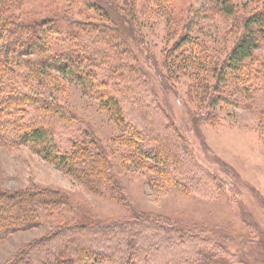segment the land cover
Masks as SVG:
<instances>
[{"label":"rangeland","instance_id":"rangeland-1","mask_svg":"<svg viewBox=\"0 0 264 264\" xmlns=\"http://www.w3.org/2000/svg\"><path fill=\"white\" fill-rule=\"evenodd\" d=\"M91 1L98 10H86L84 1L74 6L71 13L61 10V14L68 13L76 21L104 27L106 31V36L81 34L95 69L87 84L84 79L77 81L72 75L51 71L41 76L38 87L29 76L24 78L28 69L37 68L32 61L35 56L29 58L28 69L15 68L3 83L60 104L62 117L42 121L49 125L61 153L72 154L70 158L80 161L83 145L90 149L96 145L105 156L111 182L116 183L91 186L75 164L59 168L35 153L30 145H0V192L49 189L66 194L74 205L71 212L60 210L38 226L1 239L0 264L10 263L32 242L57 230L58 225L72 226L76 212L88 222L98 223L121 220L131 211L160 218L196 235L202 241L197 247L207 251L215 264H264V123L254 106L245 108L242 98L236 95H232V100L239 98V103L221 102V109L205 117L207 98L201 102L205 94L198 86L200 80L210 88L215 86L209 60L215 53H220V61L224 60L235 38L243 32L245 19L260 11L264 0H232L236 16L233 19L221 15L216 6L219 0ZM40 2H30V9L46 13ZM112 23L123 41L111 39L113 35L106 28H111ZM184 36L190 44L181 45L179 53L172 54ZM77 39L81 41L80 35ZM60 40L53 38L51 50L64 47ZM262 43L254 60L246 64V72L251 75L260 69L261 78L250 89L253 101L264 106ZM114 46H119L118 51ZM107 52L118 58L115 67ZM202 55L206 56L203 60ZM182 57L188 58L185 64ZM194 58L199 59L198 72L192 67ZM89 81L95 85L103 83L102 88L95 89ZM236 86L243 90L242 82ZM228 88L231 93V83ZM211 94L214 93L210 91ZM132 95H145L152 108L161 109L171 125V136L173 129L174 136H181L185 142L187 158L183 160L189 161L185 173L202 180L185 182L187 188H182L162 182L153 168H138L132 163L133 149L127 145L136 139L101 104L108 97L120 100L125 115L134 119L139 116L130 107ZM158 124L156 115L154 125ZM90 142L94 144L89 145ZM84 166L91 171L86 160ZM70 168L73 172L68 174ZM90 176L88 173L85 177L90 180ZM187 248L188 243L174 245L172 257L164 262L171 259L172 264H186V259H194L199 264L193 248Z\"/></svg>","mask_w":264,"mask_h":264},{"label":"trees","instance_id":"trees-1","mask_svg":"<svg viewBox=\"0 0 264 264\" xmlns=\"http://www.w3.org/2000/svg\"><path fill=\"white\" fill-rule=\"evenodd\" d=\"M32 1L35 0H0V145L9 148L30 145L35 153L56 167H71L75 164L78 173L91 186L92 183L96 186L106 184L114 186L116 181L111 182V177L107 174L109 170L104 163L105 156L98 147L96 149V145H93L92 149L83 145L84 150L80 154L83 159L80 161L70 158L72 154L67 156L61 153L57 147L58 143L49 131V125L46 123L44 125L42 120L54 121L55 116L62 117L63 110L60 104L52 103L43 97L40 99L20 88L3 83L4 79L14 74L15 68L22 66L28 69L29 58L32 56L36 58L32 61H35L37 68L28 69L24 73V78L29 76L28 79L31 82L35 80L38 87L41 76L51 71L72 75L77 81L84 79V84H87V79L91 78L95 71L92 66V56L87 53L81 34L88 32L91 36L99 33L100 36H106L104 27L100 29L96 25L87 26L85 22L72 19L68 13L61 14V10H68L71 13L72 8L81 5L82 1H84L82 6L86 10L99 8L93 7L91 0H38L41 1L46 12L41 14L39 10L30 9L29 3ZM216 6L224 18L236 17L232 0H219ZM106 30L110 36L113 35L111 39H114V42L123 41L115 24L112 23L111 28ZM79 35L81 41L77 39ZM53 38L61 39V45L64 47L60 48L59 45L58 49L51 50ZM189 42L188 37H182L177 42L179 46L174 47L172 54L179 53L181 45L187 46ZM262 42H264V2L260 11L254 12L245 19L243 32L235 38L224 60L218 59L220 53H215V56L209 60L215 86L210 88L207 83L202 84L203 80L198 83L201 94H205L201 102L207 98V107L204 108L207 112L205 117H209L216 109H221L222 103L228 102L232 105L235 101L239 103V98L235 97L232 100V95H236L242 98L245 108L254 106V112L264 123V106L253 101V93L250 89V85L257 78H261V71L255 69L251 75L246 72V64L254 60L255 53L263 47ZM102 43L106 44L104 41ZM118 45L121 46L120 43ZM119 46L113 48L118 51ZM107 53L111 56L109 52ZM113 56L116 55L111 56L115 67L118 58ZM205 58L206 56L202 60ZM181 60L185 64L188 58L182 57ZM193 60L195 61L192 67L198 72L199 59ZM239 82H242L243 90L236 86ZM230 83L231 93L228 88ZM89 84L98 89L102 88L103 83L95 85L89 81ZM210 91L214 94L209 95ZM144 93L146 94L145 91ZM98 94L104 98L103 93ZM148 99L150 98L145 95H132L129 100L130 107L135 108L133 110L135 116H139L134 119L130 115H125L120 100L108 97L101 103L116 123L123 129H128L129 135L136 139L127 145L133 149L132 163L138 168L145 167V169L149 168L148 170L153 168L156 177L163 180L162 182L173 183L182 188H187L185 182L202 180L201 177L196 179L193 174L189 177L185 173L186 168L189 167L186 166L189 161L183 160L184 157L187 158L185 142L181 136H174L173 129L171 136L169 132L171 125L167 122L166 116L160 108H152ZM156 115L159 119L157 126L154 125ZM92 144L94 143H89ZM76 146L74 148H77ZM172 151L174 154L171 156ZM85 160L91 167L90 172L84 166ZM190 166L193 167L191 163ZM67 172L71 174L73 169L70 168ZM189 172H192V169ZM88 173L91 174L90 180L85 177ZM120 194L122 195L121 192ZM121 198L123 199L122 196ZM73 209L72 200L58 191L34 189L14 193L0 192V240L12 232L38 226L47 218L58 214L60 210L71 212ZM86 221L87 219L80 217L76 212L72 226L58 225L57 230L45 238L32 242L8 264H172L171 259L164 262L165 258L172 257L174 245L183 243H188L187 249L193 248V253L200 259L199 264H215L207 251L197 247L201 240L199 241L196 235L160 218L131 211L128 217L121 220L98 223ZM188 260L191 264H195L194 259H186V264H190Z\"/></svg>","mask_w":264,"mask_h":264}]
</instances>
